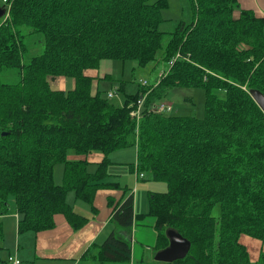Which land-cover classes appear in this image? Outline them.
<instances>
[{"label":"trees","instance_id":"trees-1","mask_svg":"<svg viewBox=\"0 0 264 264\" xmlns=\"http://www.w3.org/2000/svg\"><path fill=\"white\" fill-rule=\"evenodd\" d=\"M191 1L193 20L169 33L159 29L165 0L2 3L8 16L0 21V73L18 70L20 80H0V206L18 214L19 234L52 229L58 214L74 230L85 225L67 194L92 206L97 190L119 188L106 181L108 156L134 147L131 171L167 190L149 192L148 213L140 216L130 194L113 210L106 239L86 256L96 264L130 263L135 220L150 216L153 254L167 247L168 230L190 243L188 254L169 264H253L239 237L264 239V112L251 96H264V18L238 0ZM34 35L43 49L25 62L24 39ZM103 60L160 64L163 74L116 107L93 94L84 75ZM58 77L73 78L74 89H53ZM175 87L204 91L203 118L153 109ZM94 153L103 156L94 172L86 159H68ZM59 163L62 182L55 185Z\"/></svg>","mask_w":264,"mask_h":264},{"label":"rangeland","instance_id":"rangeland-1","mask_svg":"<svg viewBox=\"0 0 264 264\" xmlns=\"http://www.w3.org/2000/svg\"><path fill=\"white\" fill-rule=\"evenodd\" d=\"M161 1V0H150V2ZM165 6L160 9V15L164 19V23L160 26V31L169 33L174 31L176 26L180 22L186 24L190 23L193 20L192 12V1L191 0H165ZM0 6H2V1L0 0ZM5 19V18H4ZM2 18H0V21ZM42 37L40 35H34L30 38H25L24 43L29 50L26 51L24 55V61H28L31 57L41 54L42 46ZM167 37L164 38V45H166ZM161 53H158V58H160ZM153 65L140 68L137 67L136 62L134 61H117V60H103L99 62L97 67L98 71V80L94 79L92 83V93H99L102 97L107 98L109 103L113 104L116 107H120L124 104V101L129 96H133L137 93L139 87L148 88L152 84H155L159 80V76L163 74L162 65L153 68ZM153 68V69H152ZM94 70V69H92ZM0 80L3 83L14 84L20 80V73L18 70H8L2 71L0 73ZM145 82V85H143ZM51 87L56 90L69 91L74 89L75 81L70 77H58L57 79L50 82ZM108 93H112V97L108 98ZM204 91L201 88H192V87H175L172 88L167 95L163 98L162 103L168 104L170 107V112L167 113L171 116H193L196 118H203L204 116ZM138 100L136 101V104ZM132 104V103H131ZM119 156H122L121 159H130L133 156L134 161H136V152L134 147H127L115 150L111 152L108 156V159L112 163L113 161L118 160ZM128 161V160H124ZM119 163V162H116ZM128 163V162H124ZM132 163V162H131ZM135 165V162H133ZM125 165V164H124ZM108 173H116L118 171L117 165H110ZM96 166L94 164H89L87 167L88 172H94ZM63 176V164H57L53 169V182L55 185H60L62 182ZM130 180L129 189L126 191V195L133 194L134 200L137 201V213L139 215H144L148 212V198L149 192H165L167 190V185L164 182L152 181L149 179V176L145 174L144 179H140L135 182V177L133 174L127 177ZM106 181H117L122 184H128L125 181H120L117 178H111V176L106 178ZM121 191V190H120ZM74 198V193L69 192L67 194V201L72 203ZM79 203V202H78ZM81 204V203H79ZM87 210L90 211V205L83 203ZM142 206V208H141ZM135 213V208H134ZM92 214V212H91ZM87 218V217H86ZM148 221L153 223L154 219L152 217L147 218ZM145 220L140 223L137 222V228L140 230V233L137 235V243L135 249L133 248V238H132V253L135 256L131 257V260H134V264L139 262L142 264H167L162 262H157L154 260L153 250L151 249L155 243L154 232L151 228V224ZM110 229V226H109ZM149 230L153 233L152 237L149 234ZM16 231L13 229L4 228L0 231V257L2 259L7 258L9 254L14 255L16 244L20 245L19 252L22 251L21 243L16 242L15 237ZM110 233V231H105L104 239ZM23 235H21V238ZM103 239V240H104ZM101 245V244H100ZM145 246H149L150 249L146 250ZM168 246V245H167ZM23 247V246H22ZM97 247V246H96ZM166 248V247H165ZM97 248L91 251V255L95 254ZM18 254H16L17 256ZM18 257V256H17ZM22 262L23 260L18 257ZM25 264L27 260L24 259ZM22 262V264H23ZM96 264V263H95ZM108 264H131V263H108Z\"/></svg>","mask_w":264,"mask_h":264},{"label":"crops","instance_id":"crops-1","mask_svg":"<svg viewBox=\"0 0 264 264\" xmlns=\"http://www.w3.org/2000/svg\"><path fill=\"white\" fill-rule=\"evenodd\" d=\"M238 3L241 9L250 10L254 13L256 17L264 18V0H238ZM84 75L91 78L92 80H98L97 70H85ZM102 157V155L94 153L89 154L86 157L70 155L68 156V159H86L89 164H94L96 166V164L101 161ZM121 158L122 156H119L118 160L121 161H113L114 163L110 161V165L118 166V171L116 173L108 174L109 177L111 176V178H117L120 181H125L126 178V182L128 184H122L121 182L117 181H108L109 183H118L119 188H101L97 190L92 206L90 207V211H88L87 208L83 206V203L85 202L76 199L75 195L72 199V203L67 201V203L71 206V208L77 215L82 216L84 218L87 217L86 224L77 230H74L69 225L63 215L58 214L54 216V227L52 229L42 231L36 234L32 232H25L19 234L17 230L19 221L18 214L15 213L12 208L10 209V211L2 213L0 206V231L3 229V227L8 228L9 226V229L12 228L13 231H16V242L20 241L21 243L22 251L19 252L20 245L16 244L14 253L18 254L17 256L20 257L21 260L24 261V259H26L28 264H95L88 256H86L87 253L89 254V252L93 251L96 246L103 243L105 239L104 235L102 234L105 231L107 232V230H112L110 219L113 210L118 206L119 203L123 202L130 195L125 194L127 190H130V180L127 177L133 174L135 177V182L139 180V178H137L136 176L135 170L131 171L130 169L131 165H134L133 162L136 163V161H134L133 159V156L130 159ZM78 202L81 204H79ZM91 208H94V211ZM134 208L135 215L140 216L137 213V201L135 200ZM147 218H150V216H147L143 221H140L139 219L135 220L134 226L132 228L134 249L137 243V235L140 233V230L137 228V222L140 221V223H142L145 220L148 221ZM148 222L151 224V228L153 230V223L151 221ZM149 234L152 237L153 233L151 232V230H149ZM21 235H23L22 238ZM239 243L245 247L248 254V258L251 263L264 264V260L262 259L264 258V239L259 240L250 236L241 235L239 237ZM145 247L146 250L150 249L149 246ZM132 256L135 255L132 253ZM0 259L2 258L0 257ZM6 259L7 258L2 260L6 261ZM130 263L134 264V260H131ZM23 264H25V262H23Z\"/></svg>","mask_w":264,"mask_h":264},{"label":"water","instance_id":"water-1","mask_svg":"<svg viewBox=\"0 0 264 264\" xmlns=\"http://www.w3.org/2000/svg\"><path fill=\"white\" fill-rule=\"evenodd\" d=\"M5 15V10L0 6V18ZM251 96L258 107L264 112V96L258 91H251ZM168 246L154 254V260L162 263H173L183 259L190 250V243L173 230L166 232Z\"/></svg>","mask_w":264,"mask_h":264},{"label":"built area","instance_id":"built-area-1","mask_svg":"<svg viewBox=\"0 0 264 264\" xmlns=\"http://www.w3.org/2000/svg\"><path fill=\"white\" fill-rule=\"evenodd\" d=\"M2 3L3 4H7V0H2ZM4 16H8V7L7 6H6V9H5V15ZM173 61L169 63V67L173 65ZM143 85H145V82H143ZM112 96H113L112 93H108V95H107L108 98H111ZM142 102H143L142 98L138 100V103L136 105L137 106L136 111L140 109V107L142 105ZM153 109L158 111V112L164 113V114L170 112L169 105L165 104V103L156 104L155 106H153ZM137 178H143V175L140 174L139 176H137ZM6 263L7 264H22V262L16 256V254L9 255L7 257V259H6Z\"/></svg>","mask_w":264,"mask_h":264}]
</instances>
